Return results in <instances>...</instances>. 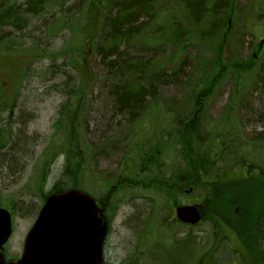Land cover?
Instances as JSON below:
<instances>
[{
	"label": "rangeland",
	"instance_id": "obj_1",
	"mask_svg": "<svg viewBox=\"0 0 264 264\" xmlns=\"http://www.w3.org/2000/svg\"><path fill=\"white\" fill-rule=\"evenodd\" d=\"M24 1L0 0V11L10 10L13 13L14 8ZM259 4L258 0H233L230 4L225 15V21L229 19V27L226 44L221 47L218 84H210L211 90L208 91L206 84L198 81L202 73L200 62L212 60L215 55L203 41L196 39L195 44L188 43L182 51L187 57L182 71L175 77L168 75L171 85H161L157 97L146 99L132 119L128 110L117 109L111 95L116 80L109 78L107 68L95 57L93 47L88 43L83 45L87 28L84 27L85 7L81 0H51L39 15L19 11L18 28L0 25V108H3L0 110V128L4 131L11 112V124L7 128L11 132H7L14 140V149L0 152V200L4 205L1 207L12 216V234L3 250L6 259H17L21 255L25 236L42 205L38 188L41 187L42 192L47 194L57 182L67 180L65 162L75 172L80 188L95 198H102L118 181L122 183L118 185V191L122 193L115 199L120 203L118 213L111 219L118 222L124 220V215V221L131 218V205L146 212L153 209L157 218L166 217L163 206L156 208L152 194L141 191L139 194L125 186V177L142 173L147 174L144 179L153 180L159 174L163 175V179H177L185 175L187 162L194 164V159L191 150L183 149L178 142L185 128H179L177 123L186 120L188 115L193 114L191 118L199 121L200 136L211 138L217 134L232 133L233 138L245 142L244 153L255 154L251 147L257 142L254 138L264 133V52L256 59L252 56L264 28V18L258 16ZM179 5L178 0H172L164 11H175ZM156 6L155 20L147 28L149 30L162 29L163 11H160V5ZM154 35L157 38L160 33L154 32ZM145 36L143 42L151 38L148 34ZM143 42L131 41L126 52L129 59L139 54ZM82 45L85 56L82 58L83 66H80L74 60L80 61L76 48ZM162 50L158 49L156 56L159 61L167 60L178 52L168 43H164ZM180 58L168 61L166 65L175 68ZM233 61L240 65L249 64V72L240 75L236 70H230L226 64ZM81 68L85 69L84 74L90 68L94 80L86 89L89 94L84 96L76 91L82 85L78 78ZM17 69L19 87L15 77ZM17 88L19 91L15 95ZM127 102L129 100L125 99ZM63 106H67L65 111L60 110ZM75 107L78 113L73 120L79 132L78 138L84 141L80 156L65 153V131ZM76 168L82 171H76ZM145 168L148 171L142 172ZM188 172L194 174L193 182L197 184H193L191 195H181L178 202L186 203L188 200L197 203L202 211L204 208V213H208L211 203H204L201 194L205 183L198 173L190 169ZM69 173L73 175V172ZM233 176H238V173ZM219 185L222 187L217 192L212 191V194H222L225 188L230 193L235 191L229 184ZM124 195L125 198H122ZM235 200L239 201V198ZM216 202L231 214L236 213L238 205L233 206L222 196H218ZM136 220L141 223L147 217L141 215ZM247 220L249 217L242 221L245 228ZM220 226L223 232L228 233L230 246L235 245L234 238L242 244L231 228L224 223ZM215 230L217 227L205 220L192 227L194 264L214 244ZM183 237L185 235L180 236ZM250 239L251 246L254 243L251 250L256 251L259 238L254 236ZM156 244L152 242L150 246ZM185 245L174 246L173 257L182 251L185 254ZM259 249L264 250V245ZM229 253L232 251L224 249L222 259H230ZM253 253L248 252L246 256L254 258Z\"/></svg>",
	"mask_w": 264,
	"mask_h": 264
},
{
	"label": "trees",
	"instance_id": "obj_2",
	"mask_svg": "<svg viewBox=\"0 0 264 264\" xmlns=\"http://www.w3.org/2000/svg\"><path fill=\"white\" fill-rule=\"evenodd\" d=\"M50 1L25 0L22 5L14 8L13 13L10 10L0 11V25H11L18 28L20 25L19 11L39 15L43 12L45 4ZM231 1L233 2V0H178L180 5L176 8L177 10L164 11V8L172 0H81V4L85 7L83 11L84 27L87 28L83 45L88 43V46L93 47L92 51L95 57L99 59L101 65L107 68L109 78L116 80V84H113L110 92L114 97L117 109L128 110V113L131 114L130 119H132L137 115L146 99L157 97V91L161 85H171L172 81L168 80V77H175L180 73L187 61L186 53L183 54L182 51L186 46L188 47V43L195 44L196 39L203 41L215 55L212 60H207L204 63L200 62V69L203 71L201 70L202 73L198 81L206 84L208 91L211 90L210 84H218L221 76V70L218 68L221 63V47L226 44L225 37L228 34L225 15L230 8ZM156 5H160V11H163L162 29L149 30L150 28H147L155 20ZM154 32H159L160 35L155 38ZM147 34L151 38L143 42ZM134 40L143 42V46L139 49L137 56L129 59L126 52H128L131 41ZM164 43L170 44L172 48H177L178 52L172 54L167 60L159 61L156 56L158 49H160V52L163 51L162 46ZM83 45L76 48L80 61L74 60L80 66H83L82 58L85 56ZM180 54H183V56ZM178 58L180 59L175 68H169L166 65L168 61L178 60ZM234 61L226 64L230 70L234 69L240 75L249 72V64L240 65ZM84 70L81 68L78 73L82 85L76 91L79 92L80 96L89 94L86 89L94 81L92 80L91 69L88 68L85 71L86 74L83 73ZM76 72H78L77 69ZM15 77L18 82V79H20L18 69L15 71ZM211 78L213 79L211 80ZM18 91L17 88L15 95ZM125 99H128L129 103H125ZM66 107L63 106L60 110L65 111ZM77 113L78 109L75 107L68 128L65 131L67 141L65 153L67 155L69 153L78 154L79 156L82 154L81 144L84 141L81 142L78 138L79 132L76 130L75 121L73 120L77 118ZM10 114L4 131L0 128V152L14 149L13 136L11 137L8 133L11 130L7 129L10 128L11 124L9 122ZM191 117L193 118V114L188 115L186 120L177 123L179 128H185L178 142L183 149L191 150L194 159V164L187 162L184 171L187 172L190 169V171L198 173L201 175L199 178L205 183L203 187L200 186L201 194L204 203H211V208L208 213H204L203 208V220L214 224L215 228L217 227V230L214 231L215 235L212 233L213 237L219 238V236L224 235L225 242L228 243V233L223 232L222 226H220L223 223L226 224L238 234L241 239L240 243L242 242L245 246V249L242 246L241 251H238V253L242 252L244 258L252 260L254 264H264V250L259 249L264 245V133H259L254 138L257 142L251 146L253 148L252 152H255L253 155L251 152H243L245 142L233 138L232 133L217 134L211 138L204 135L200 136L198 132L199 121ZM4 132L9 135H5ZM65 153L63 154L65 155ZM64 165L67 180L57 182L50 193H60L68 189L82 190L76 174L71 170L68 162H65ZM222 167H225L224 171ZM76 171L81 172L82 170L76 168ZM141 171L147 172L148 170L145 168ZM69 172H73V175ZM158 172L163 171L158 170ZM227 172H229V175ZM235 173L239 175H257L247 178L237 176L236 179H232L231 175ZM221 175L228 176L220 179ZM219 183L229 184L228 186H232L235 191L230 193L225 188L222 194H212V191L217 192L222 187ZM38 190V196L42 202L50 193H43L41 187ZM239 194H241L240 197ZM218 196H222L224 200L227 199L228 202L234 204L233 206L238 205L235 208L236 213L231 214L228 209L220 206V203L216 202ZM234 197L239 198V201L235 200ZM2 205L3 203L0 200V207ZM246 217H249V220H247L246 224L248 226L245 228L242 221ZM254 236L259 238L258 243H256V251L251 250L254 243L251 246L250 238ZM248 252H254V258L247 257Z\"/></svg>",
	"mask_w": 264,
	"mask_h": 264
},
{
	"label": "flooded vegetation",
	"instance_id": "obj_3",
	"mask_svg": "<svg viewBox=\"0 0 264 264\" xmlns=\"http://www.w3.org/2000/svg\"><path fill=\"white\" fill-rule=\"evenodd\" d=\"M258 1L260 2L258 16L262 19L264 18V0ZM262 52H264V28L261 31L259 43L252 56L256 59ZM137 175L125 177V186L133 188L139 194L141 192L152 194V200L154 204L156 203V208L160 209L163 206L166 217L157 218L155 210L152 209V212L141 211L136 206L131 205L133 208L131 218L124 221V215V220L112 221L111 219L115 215L117 216L120 204L115 199H118L117 195L122 193L121 190L118 191V185H122L119 181L106 191L102 198L96 197L95 202L99 208H102L103 216L107 221L102 243V264H194L193 225L181 222L176 218V209L178 207L193 205L188 200L186 203H179L178 199L183 194L191 195L193 184H197L193 182L194 174L186 172L185 175L182 174L177 179H163L161 178L162 174H159L153 180L151 178L144 179L147 174L140 173ZM198 176L201 177V175ZM225 176L227 177L228 175H221V178H219L224 179L226 178ZM249 176L251 175H243L245 178ZM231 177L234 176L231 175ZM135 178H137V184L130 182ZM122 198H125V195ZM141 215H144V218L147 217V220H143L140 223L136 218ZM134 223L138 225H134ZM181 235H185V237L180 238ZM152 242L157 244L151 247L150 243ZM161 243H163V246H161ZM182 243L186 244L185 248L187 251L185 254L182 251L177 257H173V247L183 246ZM234 244V246H230L229 242H225L223 236H221V239L214 237V244L207 249V252L199 260H196V264H254L252 260L244 258L242 252L238 253V251H241L242 245L239 244L236 238H234ZM224 249L228 250V252L229 250L232 251L231 254L229 253L230 259H222Z\"/></svg>",
	"mask_w": 264,
	"mask_h": 264
},
{
	"label": "water",
	"instance_id": "obj_4",
	"mask_svg": "<svg viewBox=\"0 0 264 264\" xmlns=\"http://www.w3.org/2000/svg\"><path fill=\"white\" fill-rule=\"evenodd\" d=\"M178 220L195 225L198 205L176 209ZM107 221L85 192L69 189L44 201L25 236L21 256L6 261L3 247L12 233L10 213L0 208V264H102Z\"/></svg>",
	"mask_w": 264,
	"mask_h": 264
}]
</instances>
